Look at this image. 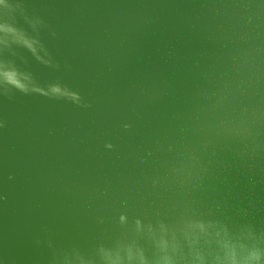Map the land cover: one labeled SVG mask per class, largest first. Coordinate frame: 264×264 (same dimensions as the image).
Returning <instances> with one entry per match:
<instances>
[{
  "label": "water",
  "instance_id": "1",
  "mask_svg": "<svg viewBox=\"0 0 264 264\" xmlns=\"http://www.w3.org/2000/svg\"><path fill=\"white\" fill-rule=\"evenodd\" d=\"M0 264H264V0H0Z\"/></svg>",
  "mask_w": 264,
  "mask_h": 264
}]
</instances>
